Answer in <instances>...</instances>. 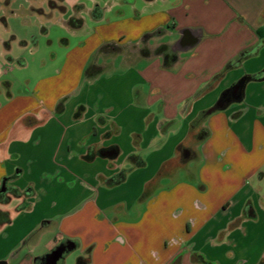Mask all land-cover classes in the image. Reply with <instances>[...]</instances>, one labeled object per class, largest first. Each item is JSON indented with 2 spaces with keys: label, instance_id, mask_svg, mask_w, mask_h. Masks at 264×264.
Returning a JSON list of instances; mask_svg holds the SVG:
<instances>
[{
  "label": "crops",
  "instance_id": "0c3cea01",
  "mask_svg": "<svg viewBox=\"0 0 264 264\" xmlns=\"http://www.w3.org/2000/svg\"><path fill=\"white\" fill-rule=\"evenodd\" d=\"M68 1L24 8L64 51L21 92L2 76L26 64L13 45L36 52L38 37H0V184L30 190L0 202V219H9L0 222V260L33 264L69 239L72 258L87 255V264H202L195 255L256 264L264 257V79L210 109L224 88L264 67V32L256 33L264 0ZM54 27L67 37H52ZM161 45L174 56L166 66ZM114 145L113 157L102 154ZM88 150L95 155L85 160ZM27 162L36 180H22ZM122 169V181L105 185ZM50 187L55 209L42 214ZM246 204L254 217L244 216Z\"/></svg>",
  "mask_w": 264,
  "mask_h": 264
},
{
  "label": "rangeland",
  "instance_id": "374dc122",
  "mask_svg": "<svg viewBox=\"0 0 264 264\" xmlns=\"http://www.w3.org/2000/svg\"><path fill=\"white\" fill-rule=\"evenodd\" d=\"M31 0H0V16H3L6 20V27L0 22V37L9 38L11 34L25 38L27 41L31 42V38L34 36L35 39L38 37L39 46L36 52H28L21 50L22 48L16 47L13 45L11 53L12 55H20L23 53V62H26L25 66L19 67L16 64L13 66V70L8 71V74L3 75L4 79L13 80L12 91L21 92L25 87V81L29 79L33 81L41 73L44 72L45 68H49L54 64H58L61 61L63 56V47L59 45L56 41L48 43L46 38H43L39 34L37 28V22L34 19V16H31L29 12L25 11L24 8L28 7ZM84 1V0H83ZM70 2V0L68 1ZM111 0H107V3H110ZM52 37L62 36L67 37L66 34L57 27L52 28ZM1 48V45H0ZM55 53V54H54ZM1 59V58H0ZM44 62V64L42 63ZM10 67V65L8 66ZM44 67V68H42ZM2 78V79H3ZM3 101V98L0 96V102ZM42 166H48L51 164L50 157L41 158ZM26 167V175L23 177L24 180H29V178L37 179L34 174L35 166L27 162L24 164ZM183 175V176H182ZM183 179L185 175L180 173L179 175ZM37 182H39L37 180ZM79 188V187H78ZM78 190V189H77ZM47 195L44 196L38 206L39 212L42 214H47L52 212L55 207L51 205V200L53 199L55 188L46 189ZM77 249H72L64 254L63 258L58 262V264H74L75 259L72 257L76 253Z\"/></svg>",
  "mask_w": 264,
  "mask_h": 264
},
{
  "label": "trees",
  "instance_id": "16d2710c",
  "mask_svg": "<svg viewBox=\"0 0 264 264\" xmlns=\"http://www.w3.org/2000/svg\"><path fill=\"white\" fill-rule=\"evenodd\" d=\"M79 20H75L72 19L70 20V25L72 27H77L79 25ZM263 29H257L256 33L259 35V37L263 38ZM262 42L264 43V39H262ZM258 49V45H255L253 47L250 48H244L242 50H240L237 55L230 59L229 61L226 62V64L224 65L223 69L217 73L216 75H214L212 80H216L217 78H219L227 69L233 68L235 66H237L243 59H245L246 57H249L251 55H253ZM157 53H163V65L166 66L167 65V61L168 60H172L174 59V56L167 53L165 51V46L161 45L159 47H157L156 49ZM264 79V67L259 70L258 72H254V73H246L244 75H242L238 80H236L232 85H230L229 87L224 88L218 95L216 101L214 102V104L212 105L210 111H216V110H221L224 109L225 107H227L230 103L233 102H237L240 101L242 99V95H243V88L244 85L249 82V81H259ZM61 106V104H60ZM83 110V106H78L77 109L75 110L73 117L78 118ZM108 150L112 151L113 154L111 157H113L116 153H117V147L114 146H110L108 148ZM104 151V149H99L97 152L95 153H99ZM94 153L93 151H87L86 154L83 155V159L85 160H90L92 159V157H94ZM127 159L135 166H140L143 164V160L135 154H129L127 156ZM127 169H122L119 172L111 175L110 177L104 179V183L107 186H112L115 185L117 183H119L120 181H122L124 179V177L126 176L127 173ZM1 187H3V190L1 191ZM11 194L14 196H19L21 194L23 195H29L30 190L29 189H25L23 191H19L18 189L14 188V187H10L6 185V181H3L2 184H0V202H6L8 201L9 196L7 194ZM243 214L244 216H248V217H254V213L252 211V209L248 208V204L245 205L244 210H243ZM9 219L4 218V219H0V222L4 223L7 222ZM67 241H72L74 243V247L76 246V241L74 240H69V239H64L62 240L60 243H58L56 246L58 245H63L65 244ZM55 247V246H54ZM53 247V248H54ZM72 250V249H71ZM70 251V250H69ZM68 251H66L67 253ZM43 256H37L34 258L33 264H42L43 262ZM194 259L201 262L202 264H208L207 261L203 260L202 256L200 255H195ZM88 262V256L87 255H82V256H78L77 259L75 260L74 264H87ZM256 264H264V257H262Z\"/></svg>",
  "mask_w": 264,
  "mask_h": 264
},
{
  "label": "water",
  "instance_id": "95a60500",
  "mask_svg": "<svg viewBox=\"0 0 264 264\" xmlns=\"http://www.w3.org/2000/svg\"><path fill=\"white\" fill-rule=\"evenodd\" d=\"M103 155H110V150H105ZM3 190V187H1V191ZM74 248V243L72 241H67L63 245H58L52 248L50 251H48L46 254H44L43 262L42 264H58V262L63 258L66 251L71 250ZM0 264H6L5 261L0 260Z\"/></svg>",
  "mask_w": 264,
  "mask_h": 264
}]
</instances>
